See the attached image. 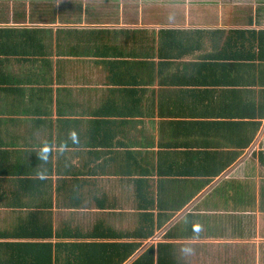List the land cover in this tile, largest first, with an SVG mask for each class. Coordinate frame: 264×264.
<instances>
[{
  "label": "crops",
  "instance_id": "1",
  "mask_svg": "<svg viewBox=\"0 0 264 264\" xmlns=\"http://www.w3.org/2000/svg\"><path fill=\"white\" fill-rule=\"evenodd\" d=\"M140 3L0 0V264H264V0Z\"/></svg>",
  "mask_w": 264,
  "mask_h": 264
},
{
  "label": "trees",
  "instance_id": "2",
  "mask_svg": "<svg viewBox=\"0 0 264 264\" xmlns=\"http://www.w3.org/2000/svg\"><path fill=\"white\" fill-rule=\"evenodd\" d=\"M164 34V32H162ZM163 42V50L165 49L164 40ZM184 53L181 50L178 53H175L176 57H180V54ZM262 94L258 99H252L251 97L247 98V100H251L249 104L246 100V116L251 119H255L257 116L256 112H260L258 116L264 117V91L261 92ZM259 108V111H257ZM255 112V114H253ZM251 126H257V123H251ZM73 200V199H72ZM83 202L80 199V203ZM29 222V224H28ZM75 232H66L58 234L59 237H70ZM63 235V236H60ZM46 236H50V227H46L42 223V219L37 218L36 221L30 220L29 218L22 220L21 224H17L14 228H10L4 234L5 238H45ZM60 246V245H58ZM76 245L72 247H68L69 251L74 248ZM6 248L9 249L6 252L5 260L3 264H52L53 263V256L55 255V247L49 243L45 244H31V243H15V244H8ZM77 254L80 255V248L78 247Z\"/></svg>",
  "mask_w": 264,
  "mask_h": 264
},
{
  "label": "rangeland",
  "instance_id": "3",
  "mask_svg": "<svg viewBox=\"0 0 264 264\" xmlns=\"http://www.w3.org/2000/svg\"><path fill=\"white\" fill-rule=\"evenodd\" d=\"M120 1H122L123 2V4L124 3H129V4H134V6H136L137 4H138V6H140L141 5V3H140V0H120ZM49 5L51 4L50 2H47Z\"/></svg>",
  "mask_w": 264,
  "mask_h": 264
},
{
  "label": "built area",
  "instance_id": "4",
  "mask_svg": "<svg viewBox=\"0 0 264 264\" xmlns=\"http://www.w3.org/2000/svg\"><path fill=\"white\" fill-rule=\"evenodd\" d=\"M260 141H262V149H264V129H263V135H262ZM257 148H258V147H257Z\"/></svg>",
  "mask_w": 264,
  "mask_h": 264
},
{
  "label": "clouds",
  "instance_id": "5",
  "mask_svg": "<svg viewBox=\"0 0 264 264\" xmlns=\"http://www.w3.org/2000/svg\"><path fill=\"white\" fill-rule=\"evenodd\" d=\"M183 251L187 254L191 252V249H183Z\"/></svg>",
  "mask_w": 264,
  "mask_h": 264
}]
</instances>
